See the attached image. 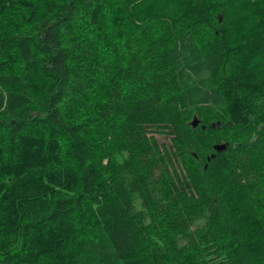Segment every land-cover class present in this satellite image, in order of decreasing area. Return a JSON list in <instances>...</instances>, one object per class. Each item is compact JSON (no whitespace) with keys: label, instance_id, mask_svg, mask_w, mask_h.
<instances>
[{"label":"trees","instance_id":"obj_1","mask_svg":"<svg viewBox=\"0 0 264 264\" xmlns=\"http://www.w3.org/2000/svg\"><path fill=\"white\" fill-rule=\"evenodd\" d=\"M0 264H264V0H0Z\"/></svg>","mask_w":264,"mask_h":264},{"label":"rangeland","instance_id":"obj_2","mask_svg":"<svg viewBox=\"0 0 264 264\" xmlns=\"http://www.w3.org/2000/svg\"><path fill=\"white\" fill-rule=\"evenodd\" d=\"M189 122H190L191 126L196 127L199 124V119L194 117ZM156 136H157L159 141H168V138H166L163 135H160V134L157 133Z\"/></svg>","mask_w":264,"mask_h":264},{"label":"water","instance_id":"obj_3","mask_svg":"<svg viewBox=\"0 0 264 264\" xmlns=\"http://www.w3.org/2000/svg\"><path fill=\"white\" fill-rule=\"evenodd\" d=\"M214 147H215V149H217V150L224 149V148H225V144L215 145Z\"/></svg>","mask_w":264,"mask_h":264}]
</instances>
